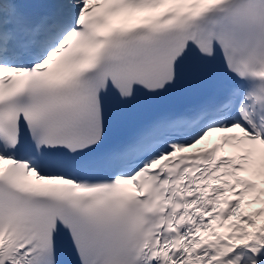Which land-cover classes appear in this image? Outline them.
<instances>
[{
  "label": "snow or ice",
  "instance_id": "6c2138e0",
  "mask_svg": "<svg viewBox=\"0 0 264 264\" xmlns=\"http://www.w3.org/2000/svg\"><path fill=\"white\" fill-rule=\"evenodd\" d=\"M0 264H264V0H0Z\"/></svg>",
  "mask_w": 264,
  "mask_h": 264
}]
</instances>
